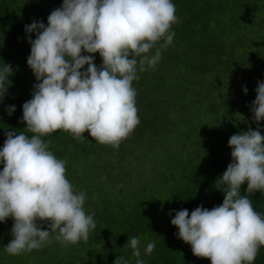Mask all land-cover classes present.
I'll list each match as a JSON object with an SVG mask.
<instances>
[{
    "label": "trees",
    "instance_id": "1",
    "mask_svg": "<svg viewBox=\"0 0 264 264\" xmlns=\"http://www.w3.org/2000/svg\"><path fill=\"white\" fill-rule=\"evenodd\" d=\"M172 2L175 36L166 48L161 40L150 50V55L161 52L154 68L145 65L141 72L137 66L132 86L140 123L119 147L100 144L88 132L82 140L63 130L42 137L51 142L48 150L66 161L74 191L86 194L84 209L95 213L96 228L86 241L65 245L50 237L39 249L10 255L4 246L13 238L14 220L8 218L0 222V264H114L118 256L136 264L132 249L124 247L131 236L141 240L144 264H188L196 258L171 219L182 209L191 214L201 204L211 210L223 203L227 186L215 183L232 162L228 141L250 125L256 129L250 105L257 82H264V0ZM62 3L0 0V68L10 64L14 73L0 102V150L6 130L33 135L21 123L23 104L37 83L27 63L31 45L25 26L34 21L47 26ZM92 55L100 66V54ZM9 106H15L12 115ZM260 129L264 135V121ZM246 187L240 195L264 215V192L248 193ZM148 242L156 244L150 255L144 252ZM198 264L211 261L201 258ZM253 264H264V246Z\"/></svg>",
    "mask_w": 264,
    "mask_h": 264
},
{
    "label": "clouds",
    "instance_id": "2",
    "mask_svg": "<svg viewBox=\"0 0 264 264\" xmlns=\"http://www.w3.org/2000/svg\"><path fill=\"white\" fill-rule=\"evenodd\" d=\"M47 20V26L43 21L25 26L31 45L27 63L37 83L23 104L21 123L33 135L6 130L0 150V222L14 220L13 238L4 246L10 255L39 249L50 237L65 245L88 240L95 213H86V194L74 191L66 161L49 151L51 142L42 137L63 130L82 140L88 132L98 143L118 148L140 123L132 86L137 66L141 72L145 65L156 66L161 52L150 55V50L161 40L164 48L172 43L170 29L178 17L172 0H63ZM13 74L10 64L0 68V102ZM257 83L250 105L256 129L250 125L230 137L232 162L215 183L227 186L223 203L211 210L201 204L191 214L182 209L171 219L177 237L211 264H253L264 246V215L240 195L245 183L248 193L264 192V82ZM243 91L247 94V87ZM15 110L7 109L9 115ZM124 247L132 249L136 264H144L140 238L129 237ZM155 247L148 242L145 254ZM114 264L129 262L118 256Z\"/></svg>",
    "mask_w": 264,
    "mask_h": 264
},
{
    "label": "water",
    "instance_id": "3",
    "mask_svg": "<svg viewBox=\"0 0 264 264\" xmlns=\"http://www.w3.org/2000/svg\"><path fill=\"white\" fill-rule=\"evenodd\" d=\"M201 258L196 257L191 263L188 264H198L200 262Z\"/></svg>",
    "mask_w": 264,
    "mask_h": 264
}]
</instances>
